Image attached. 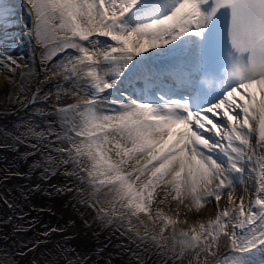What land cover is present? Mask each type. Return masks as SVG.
I'll list each match as a JSON object with an SVG mask.
<instances>
[{"label":"snow or ice","instance_id":"6c2138e0","mask_svg":"<svg viewBox=\"0 0 264 264\" xmlns=\"http://www.w3.org/2000/svg\"><path fill=\"white\" fill-rule=\"evenodd\" d=\"M22 6L0 0V71L18 98L35 67L51 85L42 130L12 137L40 138L41 180L86 186L171 264H264V0Z\"/></svg>","mask_w":264,"mask_h":264},{"label":"rangeland","instance_id":"374dc122","mask_svg":"<svg viewBox=\"0 0 264 264\" xmlns=\"http://www.w3.org/2000/svg\"><path fill=\"white\" fill-rule=\"evenodd\" d=\"M23 19L25 18L23 17ZM25 45H27V47H25L23 54L29 59L28 61L29 63L35 64L36 61L32 59L30 46L28 45V43H25ZM36 73H39V75H36ZM42 79H43V74L40 73L38 67H35L33 69L32 80L28 86V89H26L23 95L19 96V98L17 97V91L14 87L8 90H2V88H0V110L10 112L15 108H17L19 105H21L24 101L28 100L36 87H40V88L43 87L36 83L37 80H42ZM50 90H51V85L49 84L45 87V90L39 94L38 100H40V102L30 105L25 111H23L15 119H0V144L10 145L11 146L10 149L12 152V154L7 153L5 156L15 160L21 159V156L24 157L27 155V153L31 152V149H33L32 147H30L31 144L40 143V140L36 142V139H40V138L28 137L27 139L24 140V144H26L27 146L23 147L22 149H14L15 147L20 148V145L22 143L15 142L12 139V137L26 132L29 123H31L33 126L39 125V127H36V130H38L37 132L42 130L43 117L39 115V110L42 109L47 110L46 101L43 99V94ZM17 125H19V127H17ZM8 133H11L12 135L10 136L8 135ZM33 140H35L34 143ZM4 148L5 147H2L1 149ZM5 149H8V147H6ZM41 151H44V149H41ZM33 152L35 153V149H33ZM44 154L45 155L47 154L46 151L44 152ZM39 159H41L40 151L37 154V156L33 158V161ZM33 163L34 162L29 163L28 165L31 166L33 165ZM9 170L10 171L15 170V168ZM50 179L53 182H56V180L68 181L70 187L74 185V181L66 178L65 176L57 177L56 175L51 177ZM32 180L33 177H30L28 180H24V181L31 182ZM12 181H16L14 177H12ZM79 187L84 189L83 195H78L76 192L70 191L71 216L74 215V211L76 207L80 209L82 212H84V216L86 217L87 255L89 256L91 254H94V257L90 260L89 264H148V262H150V264L171 263V261L166 262L164 256L160 254L159 249H157L150 240L141 239L140 237H137L135 231L129 232L126 230L125 227H118L116 224L108 225L105 222L97 219V209L95 208L96 210H94V207L90 206L91 200L87 195L86 186L79 185ZM20 190L25 193V190L23 189ZM23 197L28 198L27 195L25 194L23 195ZM12 201L14 202V206H17V208L19 209L20 207L22 208L20 211L21 214L26 212L23 209L25 207L23 198L13 199ZM31 202L33 206H37V208L44 206L43 202L39 200H32ZM62 204L63 201L61 200L59 206L61 207ZM20 212L17 213L20 214ZM20 221H23V219H21ZM141 236H143L142 230H141ZM45 252L48 254V256L55 258L54 264L61 263L60 258L54 256L55 253H52L50 249H48ZM40 259L43 261L44 259L43 253L40 256ZM71 260H74L75 262L73 255H71L70 257V261ZM70 264H75V263L71 262Z\"/></svg>","mask_w":264,"mask_h":264},{"label":"bare ground","instance_id":"6f19581e","mask_svg":"<svg viewBox=\"0 0 264 264\" xmlns=\"http://www.w3.org/2000/svg\"><path fill=\"white\" fill-rule=\"evenodd\" d=\"M18 5L22 6V0H18ZM13 55L19 57V56L15 53V51H14ZM26 61H28V59H26ZM0 87H3V88H5V89H6V88H11L9 82L6 80V76H5V74H4L2 71H0Z\"/></svg>","mask_w":264,"mask_h":264},{"label":"flooded vegetation","instance_id":"af4514ba","mask_svg":"<svg viewBox=\"0 0 264 264\" xmlns=\"http://www.w3.org/2000/svg\"><path fill=\"white\" fill-rule=\"evenodd\" d=\"M2 253V249L0 248V254ZM5 256L0 255V264H4Z\"/></svg>","mask_w":264,"mask_h":264}]
</instances>
